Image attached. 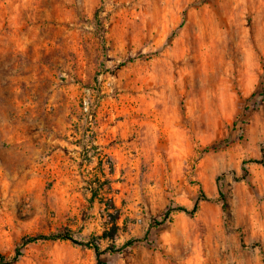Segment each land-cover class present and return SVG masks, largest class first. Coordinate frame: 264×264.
Masks as SVG:
<instances>
[{
  "label": "rangeland",
  "instance_id": "374dc122",
  "mask_svg": "<svg viewBox=\"0 0 264 264\" xmlns=\"http://www.w3.org/2000/svg\"><path fill=\"white\" fill-rule=\"evenodd\" d=\"M0 255L264 264V0H0Z\"/></svg>",
  "mask_w": 264,
  "mask_h": 264
},
{
  "label": "trees",
  "instance_id": "16d2710c",
  "mask_svg": "<svg viewBox=\"0 0 264 264\" xmlns=\"http://www.w3.org/2000/svg\"><path fill=\"white\" fill-rule=\"evenodd\" d=\"M214 146H218V144H215ZM102 161H103V158L101 157L99 159V165L100 166L102 164ZM251 161L258 162L260 160L252 159ZM107 164H108L109 173L112 174L114 172V163H113L112 160L107 159ZM244 171H245V175L248 174V172H249L246 167L244 168ZM102 178H104V177L96 176V177H94V179L91 180L92 182H91V185H90V191H91L90 199L92 201L99 200V202L101 204H104V206H105L107 211L110 208L114 209V211L112 213H109V223L111 224V227H110V229L108 231H104V234H105L104 236L111 237V236H114V234L117 231L118 226H119L118 225L119 208H118V206L116 204V201H115L113 196L102 197V194L105 191H108V190L112 191L113 190V188L111 186L110 178H108V177H105L104 179H102ZM219 194H220L219 195L220 198L223 201V208L226 209L228 207L226 195H225V193L222 190H220ZM198 200H207V201H209L211 199L205 193L204 189H201L199 197H198ZM175 209L179 210V211H183V212L192 214V213L196 212L197 205L195 204L192 208H188L186 206L180 205V206L175 207ZM37 238L38 237L28 238V240H30V241L31 240H36ZM42 238H47V237L44 236ZM76 242H79V241H76ZM80 243L83 244V245H86V246H91L90 244H94V243H92L90 241H86V242L80 241ZM92 248L94 249V251L96 253L98 261L100 262L101 255H102L103 252L101 251L100 247L97 244L92 245ZM0 259L4 260L1 255H0Z\"/></svg>",
  "mask_w": 264,
  "mask_h": 264
},
{
  "label": "bare ground",
  "instance_id": "6f19581e",
  "mask_svg": "<svg viewBox=\"0 0 264 264\" xmlns=\"http://www.w3.org/2000/svg\"><path fill=\"white\" fill-rule=\"evenodd\" d=\"M4 159H6V160H7V159H8V160H13V159H11V158H9V157H8V158H5V157H4Z\"/></svg>",
  "mask_w": 264,
  "mask_h": 264
}]
</instances>
